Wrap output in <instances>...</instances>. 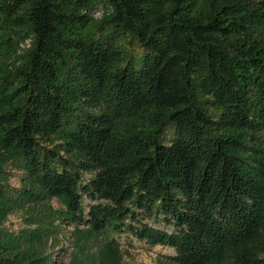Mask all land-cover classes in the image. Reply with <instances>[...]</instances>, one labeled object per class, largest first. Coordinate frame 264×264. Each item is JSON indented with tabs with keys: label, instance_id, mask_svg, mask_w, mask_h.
<instances>
[{
	"label": "trees",
	"instance_id": "obj_1",
	"mask_svg": "<svg viewBox=\"0 0 264 264\" xmlns=\"http://www.w3.org/2000/svg\"><path fill=\"white\" fill-rule=\"evenodd\" d=\"M15 209L0 264L54 262L22 244L79 224L264 264V0H0V222Z\"/></svg>",
	"mask_w": 264,
	"mask_h": 264
},
{
	"label": "rangeland",
	"instance_id": "obj_2",
	"mask_svg": "<svg viewBox=\"0 0 264 264\" xmlns=\"http://www.w3.org/2000/svg\"><path fill=\"white\" fill-rule=\"evenodd\" d=\"M96 19H100L103 12L100 10L95 14ZM125 47L129 53L141 55L143 48L136 42L125 41ZM25 47H22V53ZM91 175L85 174V178ZM20 173L16 172L10 182L13 186H20ZM49 200V199H47ZM56 209H64V203L58 198H51L48 201ZM88 204V200H85ZM24 212L15 209L0 222V229L13 234L20 233L21 229L27 227L24 219ZM76 225H63L58 234V239L43 238L42 240L31 241L22 244L26 252L34 255L52 258L54 262L49 264H173L168 257L175 254V250L168 246H152L129 233H110L102 235L89 234L85 230V224H79L81 230L75 228ZM115 238L119 242V258L110 257V252L105 247V241ZM107 251V252H106ZM118 257V255H116ZM118 259V261H117Z\"/></svg>",
	"mask_w": 264,
	"mask_h": 264
}]
</instances>
